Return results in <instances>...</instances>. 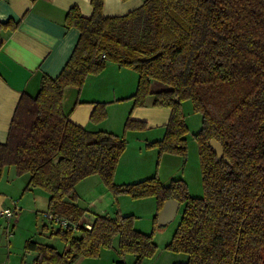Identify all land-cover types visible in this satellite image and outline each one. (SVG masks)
Returning <instances> with one entry per match:
<instances>
[{"label": "trees", "instance_id": "obj_1", "mask_svg": "<svg viewBox=\"0 0 264 264\" xmlns=\"http://www.w3.org/2000/svg\"><path fill=\"white\" fill-rule=\"evenodd\" d=\"M90 4L89 16L76 6L66 13V26L75 27L79 37L61 71L42 75L37 94L18 99L0 142V172L12 166L18 175L29 174L24 190L47 192L45 212L71 222L86 212L75 186L90 175H97L113 195L155 197L154 228L163 226L157 223L163 202L176 199L184 208L165 249L186 259L175 264H264V0H143L113 16L103 14V0ZM10 25L17 24L0 21V29ZM107 62L137 72L133 106L144 105L152 95L154 106L170 109L163 137L148 143L159 154L185 160L188 128L182 103L189 101L200 115L193 138L202 197L190 196L179 178L163 183L152 175L116 183L125 137L91 131L67 118L64 89L80 87ZM152 82L164 88L151 91ZM105 114V104L97 103L90 120L98 122ZM124 126L141 128L143 122L127 118ZM212 138L229 163L217 160L208 145ZM50 235L62 240L64 249L30 237L24 252L36 253L32 264H73L79 257L98 256L114 238L122 256H134L132 264H141L157 249L153 231L135 229L133 215L119 212L96 215L90 229L57 225Z\"/></svg>", "mask_w": 264, "mask_h": 264}, {"label": "crops", "instance_id": "obj_2", "mask_svg": "<svg viewBox=\"0 0 264 264\" xmlns=\"http://www.w3.org/2000/svg\"><path fill=\"white\" fill-rule=\"evenodd\" d=\"M142 2L143 0H103V14L122 15L137 8ZM72 6L78 7L84 16H89L92 12L90 0H0V21L11 20L17 24L15 28L10 25L0 29V142H4L7 137L10 120L20 96H35L42 75L56 76L69 58L79 37V31L75 27H67L65 24L66 13ZM137 83L136 71L107 62L100 72L89 75L80 87L67 86L63 91L62 108L69 120L91 131L104 130L125 137L127 145L115 167L114 181L124 171H135L134 173H138L136 177L150 173L144 178L154 175L152 171H180L184 161L180 155L159 154L157 147L148 145L149 142L163 137L170 109L154 106L152 95L147 96L144 105L133 106L131 95L135 92ZM150 88L151 91H156L164 86L152 82ZM187 102L182 103L188 128L185 135L186 159L191 154L195 160L191 170L188 167L187 171H200L199 163L195 159L197 143L190 136L199 128L193 132L187 123L185 113L193 111L191 103ZM97 103L105 104L106 114L103 119L94 122L90 120V114ZM127 118L143 122V127L125 128ZM196 122L198 125V119ZM7 171H10L7 176V189L0 188V210L10 206H18L19 210L9 219L0 216V264H25L24 242L30 237L52 245L59 251L63 250L64 242L57 236L50 235L53 228L50 230L44 223L38 233L37 230H32L38 225V211L47 210V192L38 187L24 190L29 174L16 175L12 166L7 167ZM181 171H185L183 166ZM158 177H161L160 174ZM75 191L79 196L78 204L86 209L81 217L82 222L92 223L96 215L113 216L110 214V207L114 205V197L97 175L80 180ZM125 196L118 195V198H126ZM115 199L117 201V197ZM137 200H144L140 204H143L147 216L154 213L152 225L157 212L155 197L148 196ZM113 211L115 215L117 211ZM134 227L141 232L150 233L147 232L149 226L137 219ZM19 229H25L20 238ZM16 236L21 240V245L14 249L12 240ZM167 241H155V254L143 259L141 264H175L185 261V255L165 249L170 240ZM133 261L132 254L122 256L117 250V244H112L109 248H102L98 256L79 257L73 264H132Z\"/></svg>", "mask_w": 264, "mask_h": 264}, {"label": "rangeland", "instance_id": "obj_3", "mask_svg": "<svg viewBox=\"0 0 264 264\" xmlns=\"http://www.w3.org/2000/svg\"><path fill=\"white\" fill-rule=\"evenodd\" d=\"M189 104H190V102H189ZM190 107H191V105H190ZM185 115H186L185 117L187 118V123L190 126L191 130L192 131L197 130L199 128V125L201 122L200 121V115L198 113L193 112L192 110L185 113ZM196 119H198V123H199L198 125H196V123H197ZM190 136L192 139L193 135H190ZM195 143H196V141H195ZM195 159H196L197 163H199V154H198V146L197 145H196V150H195ZM182 160H183V158H182ZM187 160H188V162H187ZM193 162H195V160L192 158V156L190 154L189 159L185 158V160L182 161V163H181V167L183 166L185 168V171H181V167H180V171H159L160 173H158V171H152V174L156 175L157 177L160 174L161 177H158V178H161L160 181L163 183H168L169 181L172 180L171 178H173V179L179 178L186 183L188 193L190 196L202 197L204 194V190H203V184H202V179H201V172L200 171H187L188 167H189V170H191ZM134 172L135 171H124V172L120 173L119 179H117L115 182L118 184H123V182L124 183H131L132 180L135 181V180H138V178L141 179V178H144V176L150 174V173H147L146 175H140L142 177H136V176H138V175H136L138 173H134ZM8 173H10V171H7V167L4 168V171L0 172V188H3V189L6 188L7 189ZM15 173H16V171H15ZM16 175H18V174L16 173ZM133 178H135V179H133ZM110 194H111V192H110ZM111 195L114 197V205H112L110 207L111 216H112V214L114 216L115 211H113V210H116L121 215L131 214L134 217V221L137 219L138 221L146 223L149 226V228L147 229L148 230L147 232L153 231L154 242L155 241L160 242L161 240L163 242H165L166 240H168V241L170 240L172 233L174 232L176 226L178 225V223L180 221L182 211L184 208L183 204H181L178 207V210H177L175 217L170 222H168L166 225H163L159 228H154L153 223L151 225L152 216L154 213H152L151 216H147V214L144 213L145 209H144L143 204H140L144 200H137L138 198H132L128 194H118V195H126L125 196L126 198H118V195H113V194H111ZM116 197H117V201L115 199ZM142 198H144V197H142ZM15 202L17 204V200H15ZM119 203H120V205H119ZM10 207L14 208L12 206H10ZM16 209L19 210V207L17 206ZM38 212H39L38 214L40 215L38 225L32 230H37V233H38L41 230L42 224H44V223L49 227L50 230H52L51 228H53V230H55L57 228V225H58L57 223L51 222V221L46 219V217L44 215L45 211L44 212L38 211ZM20 226H22L21 223H20ZM24 230L25 229H19V231H18V234L20 235L19 238L21 237V233H23ZM19 238L17 239V236H16V238L14 240H12V246L14 247V249H15V247L19 248L21 245V240L19 241ZM116 244H117V238H114L113 246H115Z\"/></svg>", "mask_w": 264, "mask_h": 264}, {"label": "water", "instance_id": "obj_4", "mask_svg": "<svg viewBox=\"0 0 264 264\" xmlns=\"http://www.w3.org/2000/svg\"><path fill=\"white\" fill-rule=\"evenodd\" d=\"M208 145L212 148V150L216 154L217 160L223 158L225 162L229 163V160L226 157H223V147L218 141L212 138L208 142ZM179 206H180V202L176 199L165 200L162 204L161 209L158 211L157 214L158 225H165L166 223L170 222L175 217ZM35 257H36V253H31V252L26 253L24 258V263L32 264Z\"/></svg>", "mask_w": 264, "mask_h": 264}, {"label": "built area", "instance_id": "obj_5", "mask_svg": "<svg viewBox=\"0 0 264 264\" xmlns=\"http://www.w3.org/2000/svg\"><path fill=\"white\" fill-rule=\"evenodd\" d=\"M16 208H17L16 206H14V208L5 207V208H3V209L0 210V216L9 219L17 211ZM44 215H45V217H46L47 220L54 221L55 223H57L58 225H60L62 227L70 226L73 229H75V228L90 229L91 228V225H92V223H89V222H82L81 221V218L78 221H76V222H71L68 219H66V218H64L62 216H59L56 213L44 212Z\"/></svg>", "mask_w": 264, "mask_h": 264}]
</instances>
